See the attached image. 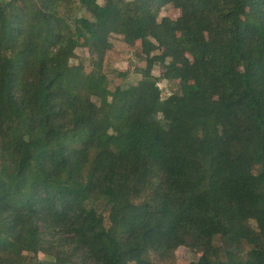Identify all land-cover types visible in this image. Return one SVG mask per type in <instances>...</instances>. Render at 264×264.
Segmentation results:
<instances>
[{
  "label": "trees",
  "instance_id": "obj_1",
  "mask_svg": "<svg viewBox=\"0 0 264 264\" xmlns=\"http://www.w3.org/2000/svg\"><path fill=\"white\" fill-rule=\"evenodd\" d=\"M30 1L0 0V264H264V0ZM112 33L146 55L128 88Z\"/></svg>",
  "mask_w": 264,
  "mask_h": 264
},
{
  "label": "rangeland",
  "instance_id": "obj_2",
  "mask_svg": "<svg viewBox=\"0 0 264 264\" xmlns=\"http://www.w3.org/2000/svg\"><path fill=\"white\" fill-rule=\"evenodd\" d=\"M27 0H14V4L17 7H21L25 4ZM37 0H32L30 3H37ZM132 0H123L125 5L133 7L130 5ZM159 20L162 17L168 16L170 18L176 19L181 15V10L176 8L173 4H167L160 10ZM59 13L61 18L66 21H71L70 25H74V20L77 17H91V14L83 7L79 0H64V2L59 7ZM154 44L155 42L151 40ZM108 47L106 48V55L103 61V71L108 75L110 87L115 88L118 85L123 86V88H128L139 81L141 77L137 69L146 66V55L143 51L141 40L133 42V44H128L124 40L122 34L112 33L108 38ZM157 52V51H156ZM154 52V53H156ZM75 57L71 59V64L83 63L87 73L94 70L95 66L93 60L97 61V55L92 54L87 47H78L75 51ZM129 72L128 76L122 77L120 73ZM165 68L162 64H157L154 68L153 74L156 76L162 75ZM161 88H163L165 95L169 93H175L179 90V82L160 80ZM1 162V160H0ZM97 206L102 210L104 205L99 202ZM105 216L108 215L107 210H103ZM202 251L192 250L187 246H181L174 254L171 256H161L158 253L151 252V258L157 264H186L190 261L196 260L201 255ZM40 257L46 260L54 259L53 256H49L40 253Z\"/></svg>",
  "mask_w": 264,
  "mask_h": 264
}]
</instances>
